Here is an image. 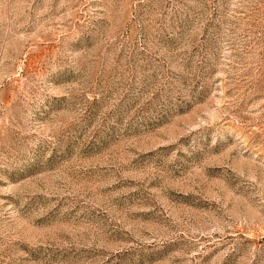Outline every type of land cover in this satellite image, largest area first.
Segmentation results:
<instances>
[{
    "label": "rangeland",
    "instance_id": "rangeland-1",
    "mask_svg": "<svg viewBox=\"0 0 264 264\" xmlns=\"http://www.w3.org/2000/svg\"><path fill=\"white\" fill-rule=\"evenodd\" d=\"M0 264H264V0H0Z\"/></svg>",
    "mask_w": 264,
    "mask_h": 264
}]
</instances>
